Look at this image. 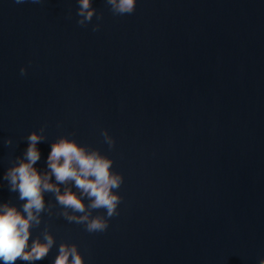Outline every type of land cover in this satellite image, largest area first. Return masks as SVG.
Returning a JSON list of instances; mask_svg holds the SVG:
<instances>
[{"label": "water", "instance_id": "water-1", "mask_svg": "<svg viewBox=\"0 0 264 264\" xmlns=\"http://www.w3.org/2000/svg\"><path fill=\"white\" fill-rule=\"evenodd\" d=\"M93 7L102 19L80 27L77 0H0V202L22 205L3 175L45 124L38 170L64 135L123 176L104 232L42 214L56 243L35 264H52L61 242L85 264H259L264 0H137L123 16L106 0Z\"/></svg>", "mask_w": 264, "mask_h": 264}, {"label": "clouds", "instance_id": "clouds-1", "mask_svg": "<svg viewBox=\"0 0 264 264\" xmlns=\"http://www.w3.org/2000/svg\"><path fill=\"white\" fill-rule=\"evenodd\" d=\"M16 2L24 3L25 0ZM31 2L40 3L41 0ZM77 3L78 26H88L94 15L97 21L102 19V15L96 14L93 0H77ZM106 3L114 15L123 16L134 13L137 0H106ZM99 28V23L92 25L93 32ZM20 72L25 75L26 69L21 68ZM46 127V124L41 125L39 131L29 133L27 148L22 155L15 157L3 175L9 191L17 193V199L23 202L20 207L11 200L0 202V261L3 264H16L18 260L35 264L48 256L56 241L42 214L49 217L55 214L70 223L83 225L89 233L106 231L109 219L119 214L122 197L117 190L123 183V176L113 171L112 158L99 149L62 135L51 143L46 169L35 167L41 157L37 145L47 139ZM101 136L111 150L115 145L114 138L106 129L101 130ZM3 143L11 146L13 140L8 137ZM46 194L54 197L55 206L46 203ZM56 206L58 209L54 212ZM101 209L103 215H93L94 211ZM42 223V231L33 238L32 230L40 228ZM52 264H85V260L77 244L61 242ZM259 264H264V258Z\"/></svg>", "mask_w": 264, "mask_h": 264}]
</instances>
